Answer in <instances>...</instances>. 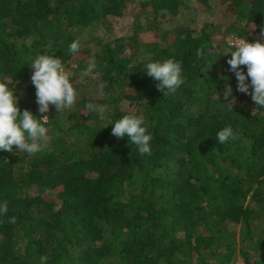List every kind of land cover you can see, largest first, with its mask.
Returning <instances> with one entry per match:
<instances>
[{"label":"trees","instance_id":"1","mask_svg":"<svg viewBox=\"0 0 264 264\" xmlns=\"http://www.w3.org/2000/svg\"><path fill=\"white\" fill-rule=\"evenodd\" d=\"M124 18L130 34H95ZM262 31L264 0H0V82L21 111L41 115L39 55L72 75L97 65L96 79L72 78L70 108L49 106L47 149L0 150V264H264V107L237 91L227 63L229 37ZM169 58L185 83L163 96L146 64ZM126 114L145 117L151 155L112 135ZM226 126L236 139L220 144Z\"/></svg>","mask_w":264,"mask_h":264},{"label":"clouds","instance_id":"2","mask_svg":"<svg viewBox=\"0 0 264 264\" xmlns=\"http://www.w3.org/2000/svg\"><path fill=\"white\" fill-rule=\"evenodd\" d=\"M228 46L234 49L230 52L231 58L227 63L237 79V91L250 95L256 106L264 107V31L255 42H248L247 39L236 36L229 37ZM80 47V39L77 38L69 45V50L75 54ZM202 54V50L196 52L198 57ZM241 66H246V74ZM31 67L34 69L31 82L36 89V102L41 115L37 117L28 109L21 111L14 90L9 89L7 83L0 82V150L12 152L15 146L16 150L29 155L44 151L48 147V129L45 125L49 121L47 115L49 106H54L58 113L70 108L76 101L77 92L72 82L73 75L65 70L60 58L42 54L31 63ZM96 67L95 60H90L82 75L96 79L93 75ZM128 67L133 66L130 64ZM145 72L158 81L156 87L163 96L175 94L185 83L181 63L173 58L162 62H149L146 64ZM249 78L250 84L246 83ZM102 88L103 85H100L101 95ZM250 88L251 91H249ZM223 95L228 101L224 104L232 107L235 101L229 99L232 97L230 86L226 88ZM86 108L102 115L107 106L87 103ZM112 135L118 139L127 136L139 153L151 155L150 141L153 137L148 132V126L142 114L123 115L115 121ZM216 138L220 144H224L229 139H236V136L232 128L226 126L217 132ZM7 212V204L0 205V215H6ZM8 222L15 224L16 217H10ZM40 261L41 264H46L47 257L41 256Z\"/></svg>","mask_w":264,"mask_h":264},{"label":"rangeland","instance_id":"3","mask_svg":"<svg viewBox=\"0 0 264 264\" xmlns=\"http://www.w3.org/2000/svg\"><path fill=\"white\" fill-rule=\"evenodd\" d=\"M192 5L196 6V1L193 2ZM131 22L132 21L130 18H124V19L119 20L118 22L110 20L108 25H107L108 27L104 24L99 25L95 29V34L98 36L99 35L102 36V35L112 33L113 34L112 36H115V37L126 36V35L130 34V32H132ZM260 36L261 35H257L256 38L258 39V38H260ZM142 37L147 41L152 39V36L149 35V33L143 34ZM73 75H74L73 79H75L76 77L79 79V76L81 78L82 70H74ZM121 107L127 111H130V112H133L135 109V106L133 105V103L127 99L122 102ZM237 264H243V261L240 260L237 262Z\"/></svg>","mask_w":264,"mask_h":264},{"label":"built area","instance_id":"4","mask_svg":"<svg viewBox=\"0 0 264 264\" xmlns=\"http://www.w3.org/2000/svg\"><path fill=\"white\" fill-rule=\"evenodd\" d=\"M233 37H235V36H233ZM248 42H255V41H252V40H248Z\"/></svg>","mask_w":264,"mask_h":264}]
</instances>
